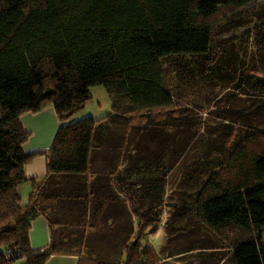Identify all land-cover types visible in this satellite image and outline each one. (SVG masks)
<instances>
[{
    "label": "trees",
    "instance_id": "obj_1",
    "mask_svg": "<svg viewBox=\"0 0 264 264\" xmlns=\"http://www.w3.org/2000/svg\"><path fill=\"white\" fill-rule=\"evenodd\" d=\"M252 1L0 0V264L17 258L46 264L58 251L54 244H31L32 219L42 213L43 199L57 195L42 199L32 193L28 204L21 201L25 164L40 153L23 148L30 132L21 114L52 103L65 121L91 97V86L102 84L115 101L127 99L129 111L140 113L136 125L154 121L157 126L176 113L175 95L166 84L167 60L184 74L194 73L193 62L201 73L214 74V29L223 16ZM223 8L229 11L217 18ZM259 80L254 85L264 89ZM111 117L89 115L62 124L45 153L48 173L89 174L95 136ZM143 157L137 160L136 152L133 170L144 167ZM145 178L136 192L145 187ZM121 179L117 187L127 196L133 190L132 212L139 218L133 238L126 227L125 259L81 254L78 264H161L156 247L142 240L160 220L155 216L159 205L144 209L134 193L135 180L123 184ZM194 207L201 224L227 241L230 264H264V128L245 130L203 180Z\"/></svg>",
    "mask_w": 264,
    "mask_h": 264
},
{
    "label": "rangeland",
    "instance_id": "obj_2",
    "mask_svg": "<svg viewBox=\"0 0 264 264\" xmlns=\"http://www.w3.org/2000/svg\"><path fill=\"white\" fill-rule=\"evenodd\" d=\"M228 11L223 8L217 18ZM213 32L214 74L201 73L194 62V73L184 74L180 66L175 69L173 60H167L170 74L166 84L175 95V116L157 126L151 125L154 121L136 125L140 113L129 111V100L115 101L104 85L93 84L91 97L70 120L89 115L101 118L116 111L124 114L122 123L114 126L112 138L128 140L132 157L137 152L139 161L144 156L145 170L134 169L132 175L137 184L143 183L140 179L146 174L147 186L134 193H142L144 209L159 205L155 216L160 220L146 229L142 240L153 244L160 257L183 254V264H215L220 261L208 260L211 255L228 256L227 241L195 215L196 191L248 127L264 128V89L254 85L256 80H264V0H254L223 16ZM135 217L137 225L139 218ZM120 248L117 245L113 256L118 259L113 261L121 263L126 256L124 253L120 259ZM17 261L24 264L23 258ZM226 263L230 264L228 259Z\"/></svg>",
    "mask_w": 264,
    "mask_h": 264
},
{
    "label": "crops",
    "instance_id": "obj_3",
    "mask_svg": "<svg viewBox=\"0 0 264 264\" xmlns=\"http://www.w3.org/2000/svg\"><path fill=\"white\" fill-rule=\"evenodd\" d=\"M112 115L102 122L103 131L95 136L96 147L92 152L89 174L50 175L48 156L45 153L50 150L59 127L68 123L72 117L62 121L52 103L40 110L21 114L22 124L30 132L23 148L28 152H40L25 164L27 179L18 185L21 201L28 204L32 193L42 199L51 197L53 193L57 195L51 200L43 199L42 213L32 219L30 229L34 248H44L49 244L57 246L58 251L50 255L46 264H78L81 254H90L108 261L117 260L113 254L119 244L121 259L125 253L123 238L126 227L131 237L135 236V229L138 230L139 221L136 225L130 200L133 190H128L131 195L127 196L116 184L118 177L122 178L123 184L133 180L134 157L128 140L112 138L115 133L112 130L122 123L124 114L116 111ZM129 121L131 123L130 118ZM140 164L144 167L138 171L143 173L145 161L141 159ZM137 188H140L138 184L135 185ZM139 195L142 197L141 192ZM146 238L147 235L144 236ZM180 256L183 254L180 253L178 257L175 254L164 255L160 257L161 264L166 260L170 264H183L184 259ZM17 259L12 264H21ZM211 259L220 261L215 264H223L227 257L211 255L208 260Z\"/></svg>",
    "mask_w": 264,
    "mask_h": 264
},
{
    "label": "built area",
    "instance_id": "obj_4",
    "mask_svg": "<svg viewBox=\"0 0 264 264\" xmlns=\"http://www.w3.org/2000/svg\"><path fill=\"white\" fill-rule=\"evenodd\" d=\"M7 257L10 258V254H8Z\"/></svg>",
    "mask_w": 264,
    "mask_h": 264
}]
</instances>
